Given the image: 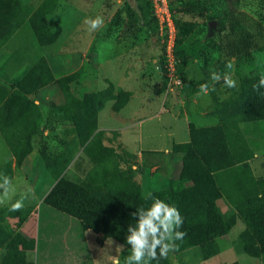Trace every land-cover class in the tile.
<instances>
[{
  "label": "trees",
  "instance_id": "trees-1",
  "mask_svg": "<svg viewBox=\"0 0 264 264\" xmlns=\"http://www.w3.org/2000/svg\"><path fill=\"white\" fill-rule=\"evenodd\" d=\"M175 1L180 16L175 14ZM55 3L56 0H45L33 9L22 0H0V48L26 21L42 46L54 43L60 32L50 31L46 16L54 10ZM125 3L140 25L158 24L153 0H126ZM238 4L239 0H169V9L181 36V44L175 49L178 69L180 62L188 58H197L202 64H208L211 56L223 51L231 57L251 52L254 47L252 34L239 18ZM186 13L201 14L208 20L225 18L229 27L226 23L220 26V32L229 30L225 41L217 42L207 33L200 36L206 29L196 21L186 19ZM196 34L200 35L188 43L187 38ZM162 69L166 70L164 57ZM259 76L242 78V91L238 96L216 102L217 124H190V140L175 144L173 148L174 156L181 161V169L172 178L170 187L150 191L153 196L176 206L183 217V226L179 230L186 232V236L176 242L179 248L173 254L210 242L217 245V239L229 234L241 220L245 223L239 234L243 249L257 261L264 260V178H257L253 172L249 161L254 158L255 150L247 131L241 127L242 123L264 121V95L261 94L264 88L259 92L253 88ZM55 79L49 61L42 57L14 85L0 84L6 93L0 105V130L5 131L13 123L19 126L30 145L44 122L42 109L32 95ZM200 84V81H186L185 95H195ZM62 92L83 145V153L89 157L92 167L84 176H74L76 180H73L68 176L72 151L61 152L55 159L46 155L58 181L43 204L77 218L85 230L92 229L104 238L119 241L124 246L120 257L123 264L129 247L126 244L127 228L135 222L131 213L139 207H147L150 201L143 198L146 194L137 177L138 171L127 164L136 162L137 155L124 147L116 152L103 144L104 130H99L98 112L108 101H114V111H121L132 92L112 85L101 90L97 100L89 106L66 85L62 86ZM0 173L12 178V163L9 161L1 166ZM223 197L231 206L226 212L217 203ZM30 212L31 209H0V248H6L2 264H29L26 254L28 250L36 249V239L12 231L6 224V216H18L23 221ZM152 264H171L170 255Z\"/></svg>",
  "mask_w": 264,
  "mask_h": 264
},
{
  "label": "rangeland",
  "instance_id": "rangeland-1",
  "mask_svg": "<svg viewBox=\"0 0 264 264\" xmlns=\"http://www.w3.org/2000/svg\"><path fill=\"white\" fill-rule=\"evenodd\" d=\"M43 1L45 0H22L33 9H37ZM154 1L156 8L162 6L159 10H154L160 16L165 7L161 0ZM125 2L126 0H56L54 10L46 16L50 31L60 32L54 43L42 46L29 21H26L7 44L0 48V84L14 85L42 57L47 58L57 77L46 90H38L36 98L32 96L42 109L44 122L30 145L26 143L19 126L12 123L5 131L0 130V167L9 161L12 163V179L17 189L12 201L0 206V209L11 207V203L25 196L24 207L20 209L25 211L30 202L37 201L50 192L58 179L52 172L46 155L55 159L61 152L72 151L68 176L73 180H76L74 176H84L92 167L89 157L83 153V145L80 144L79 134L75 130L62 92L63 85L83 99L87 106L97 100L101 90L112 85L117 89L123 87L132 90V95L136 92L126 108L119 112L112 108L114 101H108L98 112V123L103 128L99 130H104V145L114 148L116 152L124 147L137 155L136 162L127 164L133 165L138 171L137 177L144 186V194H147L151 190L148 185L150 170L159 165L150 167L149 148L162 144L159 136L152 135L158 133L160 128L167 130L168 121L174 119V116L180 118V125L186 122L188 131L192 122L196 126L217 124L216 102L238 96L242 91V78L264 73V0H239V18L253 38L254 47L249 54L231 57L223 51L211 56L208 64H202L197 58L185 59L180 62L179 69L177 67L183 84L176 87L171 86L166 72L162 69V59L164 57L167 60L168 57L164 55L176 49L173 42L176 46L181 44L180 34L172 33L166 26V18L157 25H140L138 18L132 15ZM167 4L169 5L168 0ZM173 7L176 16H180L176 1L173 2ZM97 16L103 17V26L94 32L88 31L84 20ZM185 18L196 21L200 27L206 29L202 35L189 36L188 43L197 35L204 36L206 33L217 42H223L225 35L229 33V30L220 32L222 23L229 25L225 18L208 20L197 13H186ZM213 21L216 25L212 27L210 23ZM228 62L234 65L231 75L237 84L235 88L227 89L222 84H216V90L208 96H198L197 93L188 97L185 95L183 87L186 81H200L201 84L212 85L210 72H224ZM5 96V91L0 88V105ZM194 98L201 111L208 113L206 116L198 115L190 106L195 102ZM186 116L190 123L186 121ZM152 117L155 119L152 120ZM241 127L247 131L253 148L264 156V121L242 123ZM163 142L166 145L169 141L165 139ZM158 177L153 190H161L162 179L166 180L165 175ZM57 213L70 217L61 211ZM71 218L76 223L80 222L73 216ZM43 222L45 220L41 222L42 228ZM50 223L55 233L59 234V228L64 221L56 216ZM69 227L75 230L79 226L73 227L70 224ZM244 228L245 223L240 220L229 234L217 239V245L210 242L178 254L171 252L170 258L173 264H264V260L257 261L243 249L239 234ZM57 246L58 242L54 243L52 251ZM36 251L40 264H43L48 256L44 257L42 243Z\"/></svg>",
  "mask_w": 264,
  "mask_h": 264
},
{
  "label": "crops",
  "instance_id": "crops-1",
  "mask_svg": "<svg viewBox=\"0 0 264 264\" xmlns=\"http://www.w3.org/2000/svg\"><path fill=\"white\" fill-rule=\"evenodd\" d=\"M46 89L47 86L40 90ZM120 89L132 91L123 87H120ZM37 94L38 92L34 93L32 96L36 98ZM135 94H133L131 98H133ZM197 102L198 101L195 99V102L191 103L190 106L198 115L201 114V116H206L208 113L204 114L198 105L199 103ZM126 106L123 109H125ZM153 119L155 118L152 117V120ZM185 119L190 123L187 116ZM159 121L162 123L164 122L163 119H159ZM180 122V118L174 116V119H170L168 121L167 130L160 128L158 133L152 135V137L159 136V138L162 140V144L160 146H152L149 148L150 154L148 158L151 162L150 167L159 164L154 170H150V183H148V185L151 187L150 191H153L154 187L156 186L155 181L159 179L158 175L161 177L165 175L166 180L162 179L163 187L161 188L165 189L170 187L172 178H174L181 169V161L178 157L174 156L173 148L175 143L188 142L190 140V131H188L185 121V123L183 122L182 125H180ZM165 139L169 141L166 145L163 142ZM261 157L264 156H261L259 151L255 150L254 158L249 161L257 178H264V158L262 159ZM156 190H159V188ZM45 197L46 196L39 198L37 200L40 201L39 203L37 201L29 203V207H27L26 210L31 209V212L23 221H21L20 217L18 216H6V224L12 231L23 232L27 236L36 239V249L28 250V252H37V248L40 247V244L42 243L45 251L44 257L45 255L48 256L45 257L43 264H112L114 257L118 256L120 259L123 249L118 250L117 247L122 245L119 241L111 237L104 238L100 233H96L92 229H83L80 225V222L76 223L74 220H72L70 215V217H65V214L57 213L58 210L55 208L43 204ZM217 203L224 212L231 208L230 204L224 197L219 198ZM56 216L59 217L60 221H64V224L62 223L61 228H59L61 230L59 234L55 233L54 229L51 227L52 223H50V221ZM43 220H45V222H43L44 226L42 228L41 222ZM70 224H72L73 227H79L75 228L74 230L72 227H69ZM225 236L226 235L222 237ZM57 242L58 246L52 251V245ZM78 243H81L79 247L77 246ZM20 248L22 249V246H20ZM5 252L6 248L1 247L0 264L3 263ZM75 253L77 255H75ZM53 261L56 263H53ZM171 264H173L172 260Z\"/></svg>",
  "mask_w": 264,
  "mask_h": 264
},
{
  "label": "clouds",
  "instance_id": "clouds-1",
  "mask_svg": "<svg viewBox=\"0 0 264 264\" xmlns=\"http://www.w3.org/2000/svg\"><path fill=\"white\" fill-rule=\"evenodd\" d=\"M84 23L88 31L94 32L100 29L104 24L101 16L95 18H86ZM225 71L210 72L212 85L202 83L197 92L198 96H208L210 92L215 91L216 84H222L224 88L232 89L237 86L232 78L231 71L234 70L232 62L225 65ZM256 91L264 88V73L260 74L258 83L253 85ZM264 95V93H261ZM17 194L13 179L6 174L0 173V206L8 204ZM11 203L12 211H19L24 207V199ZM145 201H150L147 207H139L131 216L135 222L129 224L126 234V244L128 254L124 257L123 264H152L153 261L167 259L169 253L178 250L177 241H182L186 232L179 229L183 226V217L179 209L168 202L153 196L151 192L144 197ZM123 249L124 246L117 247ZM29 264H40L39 255L36 252H28ZM112 264H121L118 256L113 258Z\"/></svg>",
  "mask_w": 264,
  "mask_h": 264
},
{
  "label": "built area",
  "instance_id": "built-area-1",
  "mask_svg": "<svg viewBox=\"0 0 264 264\" xmlns=\"http://www.w3.org/2000/svg\"><path fill=\"white\" fill-rule=\"evenodd\" d=\"M161 2L165 8L161 11L162 15H160V16L157 15V17L159 18V22H161V20L166 18V26L171 29L172 33L175 32V34L178 35V29H177V26L175 24V20H174L172 14L170 12L169 5L167 4V0H161ZM154 6L156 8V2L155 1H154ZM161 7H159V8L157 7L156 10H159ZM161 24H163V23H161ZM172 28H175V29L173 30ZM173 46L176 47L175 42H173ZM165 56L168 57L167 60L165 59V68H166L165 72L169 78L171 86H175V87L176 86H182L183 80L177 73L178 72V70H177L178 60L175 56V49L172 50V53L169 54V52H168L167 55H165ZM170 56H172V59H170L171 58Z\"/></svg>",
  "mask_w": 264,
  "mask_h": 264
},
{
  "label": "water",
  "instance_id": "water-1",
  "mask_svg": "<svg viewBox=\"0 0 264 264\" xmlns=\"http://www.w3.org/2000/svg\"><path fill=\"white\" fill-rule=\"evenodd\" d=\"M210 25L213 27V26H215V25H216V22H215V21H213V22H211V23H210Z\"/></svg>",
  "mask_w": 264,
  "mask_h": 264
}]
</instances>
